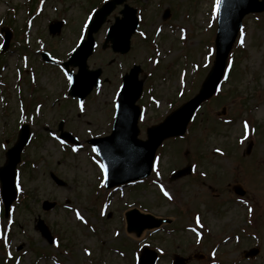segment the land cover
Listing matches in <instances>:
<instances>
[{
	"label": "rangeland",
	"instance_id": "374dc122",
	"mask_svg": "<svg viewBox=\"0 0 264 264\" xmlns=\"http://www.w3.org/2000/svg\"><path fill=\"white\" fill-rule=\"evenodd\" d=\"M97 1L0 0V29L9 24L13 31L0 54V166L22 120L30 129L17 165L22 190L6 218L0 211L4 248L13 252L16 264H136L144 247L157 251L156 264H171L175 254L186 264H264V13L244 17V44L239 31L228 57L233 62L228 79L197 109L183 139L164 140L155 154L156 171L106 190L87 140L109 134L123 74L133 64L141 67L138 137L145 139L146 127L191 98L212 65L217 0H127L137 8L139 26L125 55L101 48L108 26L121 16L122 5H116L94 34L87 65L102 70L101 81L81 111L67 96V77L57 64L85 36L83 25ZM56 22L62 23L60 32L51 34L49 23ZM38 50L56 65L43 62ZM60 120L79 144L58 138ZM189 163L193 172L169 179L170 172ZM50 173L63 183H55ZM235 185L243 196L233 192ZM45 200L54 207L42 209ZM131 208L172 222L135 237L124 220ZM39 219L52 243L37 228ZM252 247L258 253L244 257ZM4 253L0 250V264H6Z\"/></svg>",
	"mask_w": 264,
	"mask_h": 264
},
{
	"label": "water",
	"instance_id": "95a60500",
	"mask_svg": "<svg viewBox=\"0 0 264 264\" xmlns=\"http://www.w3.org/2000/svg\"><path fill=\"white\" fill-rule=\"evenodd\" d=\"M123 1L110 0L95 12L90 22L87 40L82 43L76 53V55H81V60L77 62L79 72L73 77L74 84L70 89L72 95H78L80 98H83L92 86L97 83V77L100 71H88L85 64V60L92 49V33L98 30L114 6ZM255 11H264V0L220 1L218 8V28L215 39L216 56L211 70L204 79L199 92L192 99L169 115L161 124L147 129L148 140L145 142L136 139L138 130L135 121L138 112L137 107L133 105L141 93L142 82L137 79L139 68L134 67L129 74L124 76V87L122 88L119 99L120 112L115 120L112 134L104 139L90 140L96 146L103 164L108 169L107 187L148 175L151 169L154 151L161 141L165 137L184 133L188 120L194 110L202 101L208 99L214 93L222 77L226 59L240 28L242 17L249 12ZM121 13L123 17L116 19L115 23L110 27L104 46L110 41L114 51L124 53L129 49V38L136 29L137 18L135 15L136 10L127 4L124 5ZM56 30L58 31V28ZM52 32H55V30ZM4 38V48H6L10 34H6ZM80 82L87 84L84 88H81ZM127 112L131 118L123 121L122 119ZM124 125L129 127L125 133L122 132V126ZM61 136L67 137L69 135L62 133ZM27 139L28 127L23 126L16 143L6 153L7 160L5 164L0 167L1 194L5 214L8 213L10 205L16 197L14 185L15 167L20 160V152ZM137 166L139 170L136 169ZM126 170L127 173L122 174V171ZM188 170V168H185L177 171L174 174V178L188 172ZM57 181L61 183V181ZM235 191L243 194V191L239 187H235ZM43 204L44 209H49L53 206V203L50 202H44ZM125 215L127 230L134 232L136 236H139L145 228L157 227L162 222L167 221V219L156 218L150 214H141L137 209L129 210ZM37 227L43 236L50 239L48 229L41 220L38 221ZM256 252L257 249H251L245 253V256L254 255ZM155 259L156 253L144 248L138 264H154ZM173 264H185L184 259L182 257H176Z\"/></svg>",
	"mask_w": 264,
	"mask_h": 264
},
{
	"label": "snow or ice",
	"instance_id": "6c2138e0",
	"mask_svg": "<svg viewBox=\"0 0 264 264\" xmlns=\"http://www.w3.org/2000/svg\"><path fill=\"white\" fill-rule=\"evenodd\" d=\"M41 2H43V0H41ZM219 2H220V0H217V6L219 5ZM88 20L91 21V17H89ZM88 27H89V23L88 22H85L84 25H83V28L86 30V29H88ZM157 31H159V30H157ZM181 31H183V29ZM141 35H144V34L141 33ZM80 40H81V42H83V40H84V36L83 35H81ZM239 43L241 44V46H243V44H244V32H243V29L240 30ZM79 47H80V44H78L76 48H73L72 49V53H75ZM70 55H71V53H70ZM212 55H213V52L210 50L209 53H208V56L205 57V60L207 61ZM156 63H158V61H156ZM232 63L233 62L230 59L227 61L228 70L222 72V75H223L224 80H227L228 79V72L231 69ZM205 67H207V63L205 64ZM64 75L67 77V81L71 85L73 83V77H72V75L69 72H67V71L64 72ZM123 87L124 86L122 85L121 88H123ZM219 90L220 89L217 88V91H219ZM117 95H119V93H117ZM80 107H81V111H83V101L80 102ZM141 118H143V117H141ZM244 128H245V130L248 129L247 122H245ZM61 143H63V141H61ZM73 150L75 151L76 149H73ZM92 151L95 153V152H97V149L96 148H93ZM216 151L219 152V149H217ZM158 159L159 158H157V160ZM99 168H100L101 173L103 174V177H104V180L101 181V186L103 187L104 186V182L108 179V169H107L106 165L103 164V163H99ZM153 171H156L155 167H153ZM157 175H159V172H157ZM201 175H204V173H202ZM15 190L17 192H20L22 190L21 189V185L19 183V176H18V174H17V178H16V183H15ZM160 191L163 192L164 196L167 197L169 200L172 199V196L163 188V186L160 187ZM251 211H252V209L249 208V212H251ZM75 215H76V218L78 220L84 221V217L80 214L79 211H76ZM196 221H197V223H199V217L198 216L196 218ZM84 222L86 223V221H84ZM9 223L11 224L12 221L9 220ZM201 227H203V226L201 225ZM193 231H195V229H193ZM116 235L118 236L119 233H116ZM197 235L199 236V233H197ZM197 242H199V241H197ZM86 252H87V250H86ZM87 254H90V253H87Z\"/></svg>",
	"mask_w": 264,
	"mask_h": 264
}]
</instances>
